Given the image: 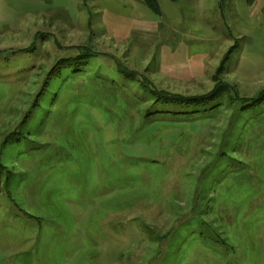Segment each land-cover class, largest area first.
<instances>
[{
    "label": "rangeland",
    "instance_id": "374dc122",
    "mask_svg": "<svg viewBox=\"0 0 264 264\" xmlns=\"http://www.w3.org/2000/svg\"><path fill=\"white\" fill-rule=\"evenodd\" d=\"M156 4L0 0V264H264V0Z\"/></svg>",
    "mask_w": 264,
    "mask_h": 264
},
{
    "label": "trees",
    "instance_id": "16d2710c",
    "mask_svg": "<svg viewBox=\"0 0 264 264\" xmlns=\"http://www.w3.org/2000/svg\"><path fill=\"white\" fill-rule=\"evenodd\" d=\"M146 5L150 7L153 10H157V4L156 0H144ZM87 52V51H85ZM81 60L79 58H76L75 62L80 63ZM75 62H71V60H65L64 64H61L59 68L66 67L70 69V67L75 64ZM82 64H87V61L83 60ZM58 75V74H57ZM145 87H148L144 85ZM143 86V87H144ZM144 87V88H145ZM149 92H151L153 99L155 103L159 105H165V106H175V110L177 112L182 113L184 111L185 114L188 112L191 113H197L202 111H209L214 110L216 106L215 102H218L220 97L222 96L223 92L220 93V90L215 89L216 91L210 92L208 94H201V96L193 97V96H187L182 97L177 94H170L166 91H157L153 88L148 87ZM240 102H242L241 107L239 108V111L241 113L243 112H256L259 108H264V89L259 91L256 96L248 99H241ZM201 111H200V110Z\"/></svg>",
    "mask_w": 264,
    "mask_h": 264
}]
</instances>
